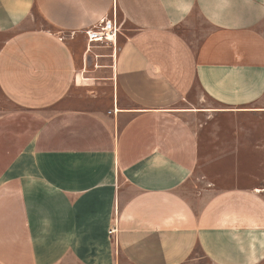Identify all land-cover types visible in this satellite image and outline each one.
<instances>
[{
  "label": "crops",
  "instance_id": "1",
  "mask_svg": "<svg viewBox=\"0 0 264 264\" xmlns=\"http://www.w3.org/2000/svg\"><path fill=\"white\" fill-rule=\"evenodd\" d=\"M114 20L97 112L85 31ZM213 111L264 112V0H0V264H264V189H183Z\"/></svg>",
  "mask_w": 264,
  "mask_h": 264
},
{
  "label": "rangeland",
  "instance_id": "2",
  "mask_svg": "<svg viewBox=\"0 0 264 264\" xmlns=\"http://www.w3.org/2000/svg\"><path fill=\"white\" fill-rule=\"evenodd\" d=\"M112 23L113 21H110L85 31L86 49L90 51L92 60L87 62L83 69L88 70L85 79L93 81L95 87V93L89 96L87 105L97 112L112 107L113 97L118 92L112 74L117 36L110 38V35H104L103 40H96L95 38L101 39L102 35H92L93 31L96 34L110 31L113 29ZM115 27L119 31V23ZM193 28L195 26L191 27V35ZM186 34L189 35L188 30ZM185 102L186 108L213 104V101L203 97L199 90H194ZM188 117L200 141L201 154L194 172L184 185V190L201 194L230 186L264 189L263 111L197 112Z\"/></svg>",
  "mask_w": 264,
  "mask_h": 264
},
{
  "label": "built area",
  "instance_id": "3",
  "mask_svg": "<svg viewBox=\"0 0 264 264\" xmlns=\"http://www.w3.org/2000/svg\"><path fill=\"white\" fill-rule=\"evenodd\" d=\"M109 23H110V21H109ZM112 24H113V27H114V28L111 29L110 31H107V32L105 31L104 33H103V32H100V33L98 32L97 34L94 33V31H93V35H92V36L95 37V36H98V35H99V36L102 35V36H101V39H99V38H98V39L95 38L96 40H103V36H104V35H106V36H107V35H110V38H112L111 36H117L116 33H118V31H116V30H118V29L115 27V26H116L115 20L113 21ZM100 25L103 26L102 24H100ZM100 25H99V26H100ZM114 29H115V30H114ZM112 32H113V35H111ZM106 38H109V37H106ZM115 231H116V228H114V227H113L112 229H110V232H111V233H114Z\"/></svg>",
  "mask_w": 264,
  "mask_h": 264
},
{
  "label": "bare ground",
  "instance_id": "4",
  "mask_svg": "<svg viewBox=\"0 0 264 264\" xmlns=\"http://www.w3.org/2000/svg\"><path fill=\"white\" fill-rule=\"evenodd\" d=\"M114 28V27H113ZM115 30V29H114Z\"/></svg>",
  "mask_w": 264,
  "mask_h": 264
}]
</instances>
